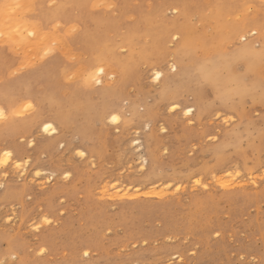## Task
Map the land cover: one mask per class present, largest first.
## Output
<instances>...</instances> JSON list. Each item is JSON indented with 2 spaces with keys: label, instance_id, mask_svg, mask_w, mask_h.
<instances>
[{
  "label": "rangeland",
  "instance_id": "1",
  "mask_svg": "<svg viewBox=\"0 0 264 264\" xmlns=\"http://www.w3.org/2000/svg\"><path fill=\"white\" fill-rule=\"evenodd\" d=\"M29 2L0 0V264H264V0Z\"/></svg>",
  "mask_w": 264,
  "mask_h": 264
},
{
  "label": "bare ground",
  "instance_id": "2",
  "mask_svg": "<svg viewBox=\"0 0 264 264\" xmlns=\"http://www.w3.org/2000/svg\"><path fill=\"white\" fill-rule=\"evenodd\" d=\"M25 1H27V2H29V0H24V2ZM30 3V2H29ZM28 3V5H30L31 6V4H29ZM3 7H4V5H3ZM2 7V8H3ZM13 7V6H12ZM18 9H21V8H18ZM17 9V10H18ZM17 10H15L16 12H17ZM24 13V12H23ZM16 14H18V13H16ZM15 14V15H16ZM3 17H6L7 18V16H6V14H5V16H4V14H3ZM3 17H2V20H4L3 19ZM9 18V19H8ZM7 18V20H10V19H13V21L12 22H14V24H18L17 22V18H10V17H8ZM1 20V21H2ZM3 22V21H2ZM23 22H25L24 20H23ZM8 23V24H7ZM27 23H29L28 21H27ZM27 23H25V24H27ZM34 23V22H33ZM4 24H6V26H5V28L9 25V27H10V25H12L11 23H10V21H6ZM4 24H2V26H4ZM14 24L11 26V27H13L14 26ZM20 24H24V23H19V26H21ZM244 24V26H252V23H243ZM0 25H1V22H0ZM27 25H29V24H27ZM33 24H31V25H29V27L31 26V28H29V29H31V30H33V28H34V30H36L35 28H37V26L35 27V25H33ZM25 26V27H24ZM25 28V30H26V25H23L21 28ZM1 28H3V27H0V30H1ZM7 29V28H6ZM9 29V28H8ZM255 29L256 28H253L252 29V32H255ZM4 30V29H3ZM23 31V34H25L26 33V31ZM31 30H30V32H31ZM28 31V30H27ZM2 32V31H1ZM8 32V31H7ZM34 32V31H33ZM32 32V33H33ZM36 32H38L37 30H36ZM17 33V32H16ZM22 33V32H21ZM20 33V34H21ZM19 34V36H21ZM251 34H254V33H251ZM4 35H5V33H4ZM44 35V34H43ZM10 36V38H11V35L10 34H8V36H6V37H9ZM28 36V35H27ZM17 37V36H16ZM16 37H14V38H16ZM13 38V39H14ZM22 38H23V36H22ZM21 38V39H22ZM32 38V37H31ZM5 39H7V38H5ZM12 39V38H11ZM11 39H10V41H11ZM17 40L16 41H18V38H16ZM19 39H20V37H19ZM23 39H25V38H23ZM6 41V40H5ZM4 41V42H5ZM3 42V41H2ZM8 42H9V40H8ZM11 42H14V41H11ZM11 42H9V43H11ZM18 51V50H17ZM23 51V50H22ZM25 51V50H24ZM43 51V50H42ZM76 54V53H75ZM77 55V54H76ZM30 58H32V57H30ZM24 60V59H23ZM24 62V61H23ZM24 64V63H23ZM30 65H31V63H30ZM33 65V64H32ZM28 67V66H27ZM25 68V67H24ZM170 68L173 70H176L175 69V66H174V64H172V63H170ZM113 70V69H112ZM96 71V70H95ZM103 72V71H105V68H101V69H99V72ZM99 72H96V73H98V74H100ZM101 72V73H102ZM109 72V71H108ZM111 72V71H110ZM109 72V73H110ZM109 73H107V75H109ZM112 73V72H111ZM97 75V74H96ZM111 75H113V74H111ZM160 77H162V72L161 71H159V70H152V79H154V80H158ZM87 79H90V77L88 76L87 77ZM2 97L0 96V99H1ZM172 106H177V105H172ZM0 109H3V107L0 105ZM189 109H191V111H189ZM4 110V109H3ZM118 111V110H117ZM117 111H113L112 113H110L108 116H107V119H108V121L110 122V123H113L114 125H121V122H122V117H121V114L119 113V112H117ZM193 111V108L192 107H187V108H185V109H183V113L184 114H186V115H189V114H191V112ZM5 112V111H4ZM113 117H116V119L115 120H113ZM44 120V119H43ZM41 121L40 123H39V126H38V128H39V131H41V132H47V131H49L50 129H52L53 130V127H52V122L51 121ZM144 124V127L145 128H149L150 127V124H149V122H146V123H143ZM46 125H50V127H47L46 128ZM55 132V131H54ZM53 134V133H52ZM49 135H51V134H49ZM128 141H130V145L131 146H133V148H134V150H135V152H137V154H138V157L141 159L140 161H141V166H146L147 164H148V161H149V156H147V155H145V156H143L142 154H141V151H142V146L143 145H141V141L139 140V138H133V139H130V140H128ZM3 151L4 152H6V153H10L11 154V152L10 151H6V149H3ZM2 150L0 151V152H3ZM134 154H136V153H134ZM9 157H12V156H9ZM14 157H15V163H19L21 160L24 162V163H27L28 162V159L27 158H24V159H22L20 156H19V152H15V154H14ZM11 160V159H10ZM13 160V159H12ZM12 160H11V162H12ZM11 165V164H10ZM9 165V166H10ZM1 171H2V169H1ZM0 171V172H1ZM8 171V170H7ZM41 172H43V173H41V174H39V173H35V175L36 176H38V175H44L45 174V171H41ZM48 173V172H47ZM50 174H52V173H50ZM8 175V174H7ZM50 177V176H49ZM2 181V180H1ZM0 181V188H2L3 187V181L1 182ZM120 186V185H119ZM123 186V185H122ZM224 186V185H223ZM127 187V186H126ZM105 190V189H104ZM120 190V189H119ZM107 191V190H106ZM126 191V190H125ZM131 191V190H130ZM108 192V191H107ZM105 193V192H104ZM119 193V192H118ZM103 194V193H102ZM168 194V193H167ZM104 195H106V194H103L102 196H104ZM122 195V194H121ZM123 195H126V192L125 193H123ZM122 195V197H124ZM130 195V194H129ZM118 195H116V196H113V197H117ZM112 197V196H111ZM119 197V196H118ZM130 197V196H129ZM157 197V196H156ZM25 225V224H24ZM29 245V244H28ZM84 251V250H83ZM15 254V253H14ZM19 254V253H18ZM11 256V255H10ZM8 258H9V256H8Z\"/></svg>",
  "mask_w": 264,
  "mask_h": 264
},
{
  "label": "snow or ice",
  "instance_id": "3",
  "mask_svg": "<svg viewBox=\"0 0 264 264\" xmlns=\"http://www.w3.org/2000/svg\"><path fill=\"white\" fill-rule=\"evenodd\" d=\"M174 71V69H173ZM30 107V106H29ZM189 111H191V109H189ZM4 118V110L3 109H0V119H3ZM116 117H113V120H115ZM47 127H50V125H46V128ZM5 155H10V153H5ZM197 183H199V181H197ZM85 255H87V253H85Z\"/></svg>",
  "mask_w": 264,
  "mask_h": 264
}]
</instances>
